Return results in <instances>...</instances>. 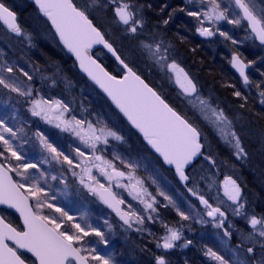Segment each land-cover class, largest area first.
I'll return each instance as SVG.
<instances>
[{"label":"snow or ice","instance_id":"snow-or-ice-1","mask_svg":"<svg viewBox=\"0 0 264 264\" xmlns=\"http://www.w3.org/2000/svg\"><path fill=\"white\" fill-rule=\"evenodd\" d=\"M93 2L95 3V0ZM234 2L243 12L241 18L230 19L228 9L221 10V3L218 0H200L201 9L189 10L187 15L196 18L200 25L197 32L201 36L211 37L218 32L226 40L232 38L216 27L218 22L227 21L238 25L241 19L246 20L255 38L264 45V17L258 18L245 0ZM35 3L39 11L50 21L62 45L75 56L80 69L106 93L162 162L175 170L179 180L185 182L186 187L190 179L186 169L197 157H204L215 166L216 161L212 156L205 155V144L202 142L200 129L170 106L117 55L113 45L89 18L86 8L82 9L73 0H35ZM110 3L115 6L114 14L118 21L126 26L128 33L136 37L138 29H142L143 24L135 17L134 11L130 10L132 5L126 0H110ZM0 20H3L13 32L21 34V28L15 22V14L3 3H0ZM164 23L167 24L168 20ZM206 23L209 26H205ZM232 43L235 44L236 41L232 40ZM97 44L103 45L122 65L124 71L122 78L118 79L111 75L89 54ZM140 47L161 72L175 76V82L182 90L187 103L193 109H198L203 119L219 132L226 143L232 145L236 158L246 159L248 153L241 143L240 136L233 129L232 121L222 109L213 107L208 99L199 94L196 84L189 75L175 59L170 58L169 47L165 46L164 41H157L153 37L151 43L141 40ZM230 63L243 78L244 83L248 84L249 78L245 69L251 62L246 64L239 54H233ZM15 71L11 65L0 66V86L24 97L25 102L30 105L29 111L32 116L40 117L48 124H54L62 132L71 133L78 144L75 147L70 145L71 152L66 154L42 132L37 131L35 136L47 155L33 162L22 153L23 143H13L21 139L18 133H22L23 129L14 130L0 118V145L3 146L0 148V205L14 209L19 213L20 220L19 224L14 225L11 220L0 215V264H93V262L110 264V259L100 255L85 239L96 236L100 243L107 244L104 232L86 222L84 224L78 222L64 207L54 203L57 197L48 182L51 168L59 166V175H51V180H59L67 188L70 175L81 190H86L107 205L122 221V227L135 228L138 232L145 230L143 226L146 221H154L153 214L158 215L157 195H153L145 186V181L136 175L139 165L135 161L125 159L114 151L109 157L110 140L122 141L121 135L100 120L77 119L75 115L65 119V114L70 112L68 104L60 99H45L39 96L38 89L34 90L30 85H24L19 77L5 75L14 74ZM18 71L22 72L28 81L33 79L27 71L23 69ZM234 95L241 97V92L235 91ZM260 96L264 97V91L260 92ZM260 102L264 104V99ZM41 164L49 165V171L43 170ZM31 170H35L38 175ZM114 188L126 192L127 197L113 191ZM188 191L199 200L206 217L211 218L210 221L201 218L199 220L201 223L211 222L215 228H224L227 221L226 210H230L234 216L246 219L251 231L247 235L241 234L242 243L237 247H243L244 241L252 243L246 248L247 261H240V264H264V216L248 214L241 187L235 180L231 177L225 180V195L231 201L226 210H222L219 204L214 206L210 203L195 186L188 188ZM158 195L175 208L181 220L193 218L177 207L164 191H158ZM45 209L59 215L50 214ZM196 215L199 217L200 213ZM108 227L111 229V225ZM163 227L165 235L161 237L162 242H157L156 246L164 250L176 247L175 242L182 239L180 229L167 224ZM223 235L231 238L232 232L225 229ZM191 243L192 241L188 240L182 246L187 247ZM257 246L260 250L259 257ZM205 255L218 264H228V261L212 248H207ZM155 264L167 262L164 256H157Z\"/></svg>","mask_w":264,"mask_h":264},{"label":"rangeland","instance_id":"rangeland-1","mask_svg":"<svg viewBox=\"0 0 264 264\" xmlns=\"http://www.w3.org/2000/svg\"><path fill=\"white\" fill-rule=\"evenodd\" d=\"M4 1L20 13L23 9L25 10L22 12L24 16L21 18V24L19 26L21 28V34L18 35L13 31L10 32L3 24H0V66L11 65L16 70L14 74L5 73V75H12L14 78L19 77L24 85H30L34 90L38 89L39 96L45 99H60L68 104L70 112L65 114V119H70L72 115H75L77 119L100 120L121 135L123 139L128 138L126 135L128 131L124 126V122L115 113L112 106L104 100L103 96L79 73L73 58L68 53L63 52L60 43L55 39V34L49 30L44 19L42 20L41 16L37 13L33 14L30 3L27 0ZM126 2L132 5L130 10L134 11L135 17L140 19L143 24V28L138 29L136 37L128 33L126 26L120 23L118 18L115 17V6L110 3V0H95V3L93 0H79L83 9H87V13L98 23L101 30H103L106 39L110 43H113L118 51H120L123 59L129 66L142 75L157 92L164 95L171 106L175 107L178 112L186 116V118L200 129L202 142L205 144V151L212 156L216 163L215 166H211L210 175L201 174L198 176L196 172V179L193 185L199 189L200 193L206 199L210 200V203H213L214 206L219 204L222 210H226L231 203L221 194V184L225 178L233 176L237 184L241 187L248 214H255L257 217L264 216V194L262 193L263 197L261 198L258 187L261 184L264 185V137H260L257 132H254V138L259 140L260 137L262 139L261 143H258L254 138H247L246 133L252 128V123L249 119L241 115L245 111L239 106H236L234 102L215 93L212 86L205 82V79L199 75L198 70L194 73L188 70L191 78L197 83L199 94L203 98L208 99L213 107L222 109L232 121L233 129L240 136L241 143L248 153L246 159L238 160L234 155L235 149L232 145L226 143L219 132L203 119L198 109H193L187 103L182 90L175 82V76L171 73L161 72L158 67L153 65L152 61L147 58L146 53L141 49V40L146 43L153 42V37L158 36L157 33L160 35V28L167 30L166 32L162 30L161 34L168 33V29L163 28L164 24H160L163 22L164 17H155L158 23H149L150 18L148 19L145 15L146 11L148 12L149 10L145 9L141 0H126ZM218 2L221 3V10L228 9L227 14L230 19L242 17L232 0H218ZM245 3L248 4L249 8L258 18L264 17V0H245ZM150 4L154 5V3ZM173 23L174 21L167 27L171 28ZM205 26L209 25L206 23ZM216 27L220 31L226 32L232 39L226 40L218 32L211 37L201 36L197 31L194 34L199 39H204L206 45L212 51L218 50L220 47L226 48V46H229L228 48L232 51L230 56L239 53H242L244 56L247 54L254 58L256 63L260 59V63L263 62L264 65V48H260L256 44L254 35L249 32L247 24L244 23L243 19H241V23L238 25L230 24L227 21H220ZM159 39L163 40L165 46L169 47L170 58L175 59L178 64H181V59L177 56V48L166 38L160 36ZM156 40L158 41V39ZM232 40H235L236 43L233 44ZM98 57L102 61L106 60L103 52H99ZM240 57L246 64L249 63L246 62L243 56ZM255 67L252 63L249 64L247 72L249 78ZM18 69L27 71L32 75L33 79L28 81L27 77H24L23 73L19 72ZM245 87L247 86L245 85ZM261 106L264 107V104L261 103ZM29 107L30 105L25 102L24 97H20L17 93L10 92L0 86V118L4 119L7 126L12 127L14 130L23 129L22 133H18L21 139L15 140L13 143H23L22 153L26 154L28 160L36 162L47 155L42 150L35 136L37 131L42 132L59 149L69 154L71 152L70 145L75 147L78 144L76 138L69 132H62L54 124H48L40 117L32 116ZM242 137L245 138L246 143L242 141ZM123 141L110 140L109 157H111V153L114 151L125 159L135 161L139 167L140 163L145 161L144 159L142 161L140 158H147L146 167L150 166L149 164L152 161L147 149L145 150V148L143 149L135 145V147L133 146L134 148L126 149L127 147H123ZM2 147L0 145V148ZM250 152H253L256 157L254 162H252ZM156 166L153 168L149 167V170L153 173L148 177V181L147 179L144 180L149 190L151 191V186H155L159 191H164L166 195L171 197L175 204L186 202V198L174 182L175 177L172 173L170 172L168 174L169 176L167 174L165 175L162 169ZM40 167L45 171H49V165L47 164H41ZM149 170H147L148 173ZM247 170L252 172V174L248 173ZM31 171L35 173V170ZM166 171L168 172V170ZM35 174L38 175V173ZM51 175H59L58 165L51 168L48 177V182L52 185V189L57 197L54 203L57 206L64 207L78 222L82 224L86 222L104 232L105 239L108 241L107 244L100 243L99 238L96 236H90L85 238L90 242L89 246L95 247L100 255L109 258L110 264H133L131 253L121 252V246L124 243L119 238L121 233L116 231L121 229L125 233L124 230L127 231V228L115 229L114 225L117 222L112 224L110 212L106 208H103V205L98 201L97 197L87 193L86 190H81L78 184L73 182V178L70 175L67 188L59 180H51ZM248 175L251 176L249 183L247 182ZM115 190L118 194L127 197V193L123 190ZM45 211L50 214L59 215V213H52V210L49 209H45ZM226 212L233 216L231 226H225L232 232V237L225 238L220 228H215L211 222H207L205 224L210 225V228L207 227L206 229H208L210 234L205 237L202 236L201 249L202 244H204L203 248L206 249V244L210 247L211 242L218 240V254L222 255L228 261V264H240V261H247L246 248L251 246L252 242L244 241L243 247L237 246L242 243L240 238L241 234L247 235L251 231V228L247 224L246 219L232 215L230 210H226ZM3 216L10 220V215L8 216L6 213H3ZM201 218L210 221L204 212L201 214ZM106 221L107 223H105ZM108 225H111V229ZM212 230L214 232L211 234ZM202 234H205L203 228ZM256 251L259 257L258 251L260 250L258 246ZM209 264L213 263L210 261Z\"/></svg>","mask_w":264,"mask_h":264},{"label":"flooded vegetation","instance_id":"flooded-vegetation-1","mask_svg":"<svg viewBox=\"0 0 264 264\" xmlns=\"http://www.w3.org/2000/svg\"><path fill=\"white\" fill-rule=\"evenodd\" d=\"M141 1L146 10H149V9L154 10V6L156 4H157L156 6L158 7L160 6V8H162V10H159V11H152V12L146 11L145 15L148 19L153 17L152 19L154 20H155V17L156 18L164 17L163 22L160 23V24H164L163 28H166V26H168L172 21H174L177 29L179 28L180 30L184 27L183 29L191 31V32L193 31L195 33V31H197V28L200 27L195 17H191L187 15V12L189 10H200L201 9L202 6L200 3V0H141ZM73 2L83 9L82 5L79 3V0H73ZM150 3H154V6L151 5ZM4 4L8 8H10L14 13L17 14V22L19 23L18 25L20 26L21 18L24 16L22 12L25 10L23 9L22 12L20 13L16 11L17 9H13L12 7L8 6L6 3ZM181 9H184V10L181 11ZM32 10H33L32 11L33 14L37 13L38 15L41 16L42 20L44 19V21L47 23L49 30L53 32L50 26V22H48L41 15L40 12H37L35 7L32 8ZM89 17L92 18L90 15ZM165 20H168L167 24L164 23ZM173 28L174 30H176L175 27ZM6 29H8L10 32L12 31L8 27H6ZM53 33L55 34V32ZM55 39L58 41V43H60L57 36ZM202 42L206 44V41L204 39L202 40ZM119 118L121 119L120 116ZM121 120L122 122H124L123 119ZM124 124L123 125L126 127L128 131L126 133L128 138L123 139L124 140L123 147H127L126 149H131V148H134L135 146H138V147H142L143 149L145 148V150L147 149V152L151 156V161H152V163L150 162L149 164L150 168H153L154 166L157 165L162 169L165 175L170 174V172L172 173V175L175 177L174 182L176 186L179 187L182 195L186 198V202H183L182 204L180 203L176 204V206L180 207L181 210H184L190 217H193V218H190L187 221L181 220L175 208L171 204L167 203V200H165L163 197L158 195V191H159L158 188H156L155 186H151L152 189L150 191L148 186L145 185L153 195H157L158 215L153 214L154 221L145 222V225L143 226L145 230L143 232H138L135 230V228L127 229V231L124 230L125 233H123L121 229L116 230L117 232L121 233L119 238L124 243V245L121 246V252L122 253L130 252L132 255L131 258H132L133 264H155V258L157 256H164L167 264H209L210 261L213 264H217L218 262H216L215 260H211L210 257L205 255V252L207 248L211 247L214 251L218 253V249H217L218 240L211 242L210 247L208 244H206V249L203 248L204 244H202V249H201L202 236L205 237L210 234L208 232V229H206L207 227L210 228V225H206L205 223L201 225V222H199V220L201 219V214L204 212L203 206L200 205L199 200L196 197H193L191 193L188 191V188L194 187L193 184H194V180L196 179V175L198 176L201 174L210 175L209 173L211 171L210 168L212 165L208 164L204 160V157H198V159H196L186 169V172L190 177L187 183V187H186L180 183L178 176H176L175 170L164 166L160 158L154 155L150 151L144 139L141 138L134 130H132L129 127V125H127L125 122ZM205 155H209V154L205 151ZM140 159L142 161L144 159L145 161L140 163V167H138L136 170V175L139 178L143 180L147 179L148 181L149 179L148 177L151 176L153 172L149 170L150 169L149 167H146L147 158H140ZM147 170H149V173ZM166 170H168V172ZM113 191H116L115 188L113 189ZM98 201L100 200L98 199ZM100 203L103 205L104 209L106 208L110 212L111 214L110 220L112 224H114V222H117V224L114 225L115 229L122 228L121 226L122 221L119 220V217H117L112 211H110L108 207L105 204H103L101 201ZM197 213H200L199 217H197L196 215ZM226 216H227V221L225 222L224 228H220L223 233L225 229H228L225 226L228 225V227H230L231 226L230 224L233 220V216H231L230 213L226 212ZM164 224H167L170 227L179 228L181 231V236H182V239L180 241L175 242L177 246L169 250H164L156 246L157 242H162L161 237L165 235V229L163 227ZM123 227L127 228V226H123ZM202 228L204 229L205 234H202ZM214 230L211 231V234L214 232ZM225 238H229V237H225ZM188 240H191L192 243L189 244L187 247H183L182 245H184L186 241Z\"/></svg>","mask_w":264,"mask_h":264},{"label":"trees","instance_id":"trees-1","mask_svg":"<svg viewBox=\"0 0 264 264\" xmlns=\"http://www.w3.org/2000/svg\"><path fill=\"white\" fill-rule=\"evenodd\" d=\"M1 1L6 3L4 0ZM6 4L10 6L8 3ZM156 5H153L154 10L149 9V11L152 12L162 10L160 6L158 7ZM30 7L34 8V5L30 4ZM31 8H29V10H31ZM152 18L153 17L150 18L149 23H158L157 20H152ZM149 23L147 24L149 25ZM173 27H175L176 30H174ZM166 28L168 29V33L161 34L162 30L164 32L167 30L160 28V35L157 33L158 36L155 38L161 40L159 38L162 36L163 38H166L168 41H170L178 50L177 56L179 59H181L180 63L182 66L188 69L191 73H194L198 70L199 75L205 79V82L212 86V89L215 93L224 97L225 99H229L231 102H234L236 106H239L245 111L244 113H241V115L249 119V121L252 123V128H250V130L246 133L247 138H254V132H257L260 137H264V107L261 106L260 102L261 99L264 98L260 96V92L264 91L263 62L260 63V59H258L256 63V60L250 55L246 54V56H244L242 53H239V51L236 50L237 53L241 54L240 56L244 57L246 62H251L254 66H256L251 72L252 74L250 76V83L246 85L247 87H245L241 78L233 71V67L230 65V54L232 51L228 48L229 46H226V48L220 47L218 50L212 51L210 47H208L202 42V40L195 36L193 31L191 32L185 29H177L175 23H173L171 29L167 26ZM233 51L235 52V50ZM102 62H104L109 71L112 73H117V65L109 57L106 56V60ZM235 91H240L241 97H236L234 95ZM162 96L164 97V95ZM164 98L166 99V97ZM241 105H243V107H241ZM260 137L259 140H256L255 138L254 139L258 143H261L262 139ZM242 141L246 143L244 137H242ZM251 149H253V147H251ZM250 153L252 156V162H254L256 157L253 152ZM247 172L252 174V172L248 170ZM250 180L251 176L248 175L247 182L249 183ZM258 187L262 198V193L264 194V185L261 184ZM3 213H6L8 216L10 215V220L14 225L20 223L19 219L12 213L2 211V214Z\"/></svg>","mask_w":264,"mask_h":264},{"label":"water","instance_id":"water-1","mask_svg":"<svg viewBox=\"0 0 264 264\" xmlns=\"http://www.w3.org/2000/svg\"><path fill=\"white\" fill-rule=\"evenodd\" d=\"M28 2H30V3H33L34 5H35V7L38 9V11H39V8H38V6L36 5V3H35V0H27ZM234 1V0H233ZM1 3V2H0ZM235 3V2H234ZM238 8V7H237ZM9 9V8H8ZM10 11H12L11 9H9ZM238 10H239V12L242 14V16H243V12H242V10L241 9H239L238 8ZM13 12V11H12ZM40 12V11H39ZM14 13V12H13ZM41 13V12H40ZM15 14V22H16V24H19L18 22H17V14L16 13H14ZM41 15L47 20V18L41 13ZM48 21V20H47ZM93 21V20H92ZM246 24H247V26H248V30H249V32L251 33V34H253L254 35V38H255V34L254 33H252V31H251V28H250V26L248 25V22L246 21V20H243ZM0 22L2 23V24H4L5 26H7L8 27V25L3 21V20H0ZM48 22H50V21H48ZM93 24H94V22H93ZM50 25H51V23H50ZM95 25V24H94ZM52 27V26H51ZM97 27V26H96ZM9 28V27H8ZM98 28V27H97ZM53 29V28H52ZM99 29V28H98ZM100 30V29H99ZM101 31V30H100ZM53 32H55V30L53 29ZM102 32V31H101ZM102 34H103V32H102ZM104 35V34H103ZM58 37V36H57ZM105 37V36H104ZM58 39H59V37H58ZM106 39V38H105ZM109 42V41H108ZM255 42H256V44H259L260 46H262V47H264V45H262L261 43H260V41L258 40V39H256L255 38ZM61 43V42H60ZM110 43V42H109ZM112 44V43H111ZM61 45H62V43H61ZM113 45V44H112ZM62 47H63V49L67 52V53H69L71 56H72V58H73V60H74V62H75V64H77V68H78V70H79V72H80V74H82L84 77H86V79H87V81H89L97 90H98V92H100L105 98H106V100L108 101V103L109 104H111L112 106H113V108L117 111V113L124 119V121L127 123V125H129L132 129H134L135 131H136V133L138 134V135H140L142 138H143V136L138 132V130H136L135 128H133L131 125H130V123L127 121V119H126V117H124L123 116V114L122 113H120L119 112V110L115 107V105L111 102V100H110V98H108L107 97V95H106V93H104L103 92V90L102 89H100L99 88V86L98 85H96L93 81H91L90 80V78L87 76V74L86 73H84L81 69H80V67H79V63L75 60V56L72 54V53H70V52H68L67 51V49L62 45ZM113 48L115 49V47L113 46ZM97 49H102L106 54H107V56H109L114 62H116L117 63V65H118V67L120 68V70L123 72V74H121L120 76H117V75H115V74H113V73H111L110 71H108L107 70V68L105 67V65L96 57V51H97ZM117 52V55H119L120 56V54L118 53V51H116ZM90 55H92V57L94 58V59H96L97 60V62L99 63V64H101L104 68H105V70L106 71H108L111 75H114V76H116L118 79H120V78H122V76L124 75V71L122 70V65H120L119 64V61H117L116 60V58L112 55V53L111 52H109L106 48H104L103 47V45H100V44H97V45H94L93 46V48L90 50V53H89ZM121 57V56H120ZM242 59V58H241ZM243 60V59H242ZM244 61V60H243ZM245 62V61H244ZM184 69V68H183ZM248 69H249V66L245 69V72H246V75H247V72H248ZM184 71L188 74V72L186 71V69H184ZM236 71V70H235ZM236 73L238 74V76L239 77H241L240 75H239V73L236 71ZM189 75V74H188ZM190 77V76H189ZM141 78L142 79H144L142 76H141ZM191 78V77H190ZM242 78V77H241ZM249 78V77H248ZM243 79V78H242ZM145 80V79H144ZM193 80V79H192ZM145 82H146V80H145ZM193 82H194V80H193ZM146 83H148V82H146ZM195 83V82H194ZM149 84V83H148ZM196 84V83H195ZM149 86L150 87H152L153 88V86H151L150 84H149ZM197 86V85H196ZM154 89V88H153ZM155 90V89H154ZM146 142V141H145ZM147 144V143H146ZM149 149L152 151V153L154 154V155H156V156H158V154H156L155 152H154V150H152L151 148H150V146H149ZM161 159V158H160ZM207 162H209V161H207ZM164 164V163H163ZM165 165V164H164ZM165 166H168V165H165ZM168 167H170V166H168ZM170 168H172V167H170ZM228 178V177H227ZM231 178L233 179V180H235L232 176H231ZM225 180L226 179H224L223 180V182H222V184H223V186H222V194L223 195H225ZM236 181V180H235ZM183 185L185 184V182H182V181H180ZM242 193V192H241ZM243 195V194H242ZM226 196V195H225ZM231 202V201H230ZM5 210V211H7V212H12L14 215H16L18 218H19V213H17L14 209H9L7 206H3V205H0V210ZM109 210L110 211H112L110 208H109ZM114 213V212H113ZM115 214V213H114ZM0 215H1V213H0ZM211 219V218H210Z\"/></svg>","mask_w":264,"mask_h":264}]
</instances>
